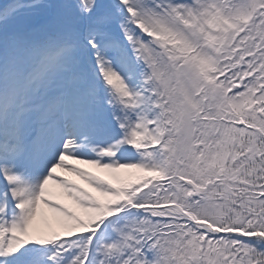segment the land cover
<instances>
[{
	"label": "snow or ice",
	"instance_id": "1",
	"mask_svg": "<svg viewBox=\"0 0 264 264\" xmlns=\"http://www.w3.org/2000/svg\"><path fill=\"white\" fill-rule=\"evenodd\" d=\"M0 264H264V0H0Z\"/></svg>",
	"mask_w": 264,
	"mask_h": 264
},
{
	"label": "bare ground",
	"instance_id": "2",
	"mask_svg": "<svg viewBox=\"0 0 264 264\" xmlns=\"http://www.w3.org/2000/svg\"><path fill=\"white\" fill-rule=\"evenodd\" d=\"M70 178H74V177H70Z\"/></svg>",
	"mask_w": 264,
	"mask_h": 264
}]
</instances>
